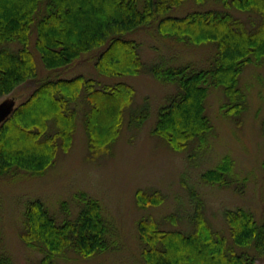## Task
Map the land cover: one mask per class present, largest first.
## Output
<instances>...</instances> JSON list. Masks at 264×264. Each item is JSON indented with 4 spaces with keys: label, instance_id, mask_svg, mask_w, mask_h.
I'll use <instances>...</instances> for the list:
<instances>
[{
    "label": "trees",
    "instance_id": "1",
    "mask_svg": "<svg viewBox=\"0 0 264 264\" xmlns=\"http://www.w3.org/2000/svg\"><path fill=\"white\" fill-rule=\"evenodd\" d=\"M184 1L0 0V97L34 81L30 94L0 124V174L43 173L59 151L71 148L80 117L92 156L110 148L125 113L129 126H141L148 118V103L136 106L135 89L127 82L103 84L84 74H58L82 56L94 59L103 75L146 70L162 82L173 83L176 91L158 109L152 131L174 150L190 149L187 157L195 161L213 129L206 113L209 87L222 88L224 115L239 118L247 107V94L239 81L248 65L264 60V0H195L215 1L217 6L181 17L169 14ZM218 3L226 10H219ZM232 8L249 14L242 19L228 11ZM148 26L176 41L213 43L214 55L200 69L190 64L147 66L139 42L131 36ZM32 33L48 73L43 78L38 77L29 46ZM200 179L207 184H234L237 192L243 191L244 182L234 177L228 157L203 171ZM188 191L191 209L184 219L178 212L164 217L172 224L184 221L186 228H163L150 216L137 222L143 264H255L257 260L264 264V211L259 221L246 207L225 208L227 230H217L206 216L202 197L194 188ZM79 199L77 214L71 217L65 209L60 222L39 199L26 203L20 236L41 254L37 264H59L58 259L70 252L89 258L114 249L99 201L86 193ZM161 201L158 192L136 194L139 206ZM11 263L9 254L0 252V264Z\"/></svg>",
    "mask_w": 264,
    "mask_h": 264
},
{
    "label": "rangeland",
    "instance_id": "2",
    "mask_svg": "<svg viewBox=\"0 0 264 264\" xmlns=\"http://www.w3.org/2000/svg\"><path fill=\"white\" fill-rule=\"evenodd\" d=\"M219 5V10H226ZM211 6L216 7L217 3L186 0L169 14L181 17ZM228 11L242 19L249 14L235 8ZM131 38L139 42V51L147 66L190 64L200 69L207 66L215 52L213 43L194 45L176 41L160 36L154 26L139 29ZM34 42L35 33H32L29 46L38 77L43 78L48 73ZM58 74L62 77L84 74L103 84L127 82L135 89V105L148 103L149 115L141 126L135 127L129 126V116L125 113L116 140L106 152L96 156L89 152L87 133L80 117L71 148L59 151L54 164L43 173L20 170L0 174V252L9 254L11 264H37L41 257L39 251L26 245L20 236L25 205L37 199L60 222L65 209L69 208L71 217L77 214L79 195L86 193L99 201L112 230L115 243L112 251L89 258L70 252L58 259L59 264H143L137 222L150 216L163 228H186L184 221L172 224L164 217L178 212L184 219L191 209L189 187L204 200L206 216L217 230H227L222 210L229 207H246L260 221L264 211V60L248 65L240 76L239 85L247 94V107L239 118L222 113L223 90L209 87L206 113L213 129L195 161L187 157L190 149L174 150L152 131L158 109L176 91L173 83L162 82L146 70L135 75H103L89 56H82ZM33 88L34 81H29L1 96L0 108L9 114ZM224 157L232 162L234 177L244 182L242 192H237L238 186L234 184H207L200 179L203 171L214 168ZM139 191L158 192L162 201L139 206L136 202ZM255 264L263 263L257 260Z\"/></svg>",
    "mask_w": 264,
    "mask_h": 264
},
{
    "label": "water",
    "instance_id": "3",
    "mask_svg": "<svg viewBox=\"0 0 264 264\" xmlns=\"http://www.w3.org/2000/svg\"><path fill=\"white\" fill-rule=\"evenodd\" d=\"M12 111L9 114L6 115L7 110L6 109L2 110L0 108V123H2L12 113Z\"/></svg>",
    "mask_w": 264,
    "mask_h": 264
}]
</instances>
